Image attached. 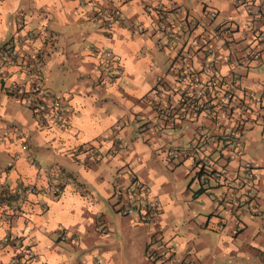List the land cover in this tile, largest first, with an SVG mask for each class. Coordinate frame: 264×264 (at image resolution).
Segmentation results:
<instances>
[{"label": "crops", "instance_id": "1", "mask_svg": "<svg viewBox=\"0 0 264 264\" xmlns=\"http://www.w3.org/2000/svg\"><path fill=\"white\" fill-rule=\"evenodd\" d=\"M227 1L222 10L217 0H0L1 50L21 44L42 70L46 46L62 40L42 83L66 98L72 114L70 129L47 125L0 85V121L12 125L4 134L9 162H0V185L49 180L63 187L56 195L26 193L15 213L0 208V236L17 237L0 247V264L15 255L18 241L34 246L39 257L33 264H155L145 256L153 235L168 241L177 259L189 251L191 264H264V165L248 156L245 136L256 127L264 131V5ZM111 5L122 19L108 35L89 15ZM27 37L31 42L23 44ZM102 49L121 58L116 78L105 71ZM213 66L237 79L235 89L187 102L193 82L186 72L205 81ZM255 68L261 76L251 72ZM5 69L7 84L29 80L18 65ZM246 91L257 99L249 110L241 108ZM11 99L28 111L8 107ZM191 142H197L194 158L184 156ZM84 143L97 146L99 155L73 151ZM116 145L122 148L114 152ZM49 154L55 165L42 169L37 159ZM243 161L258 171L254 198L236 185ZM175 163L192 166L184 173L189 183L178 190L157 172ZM131 172L161 203L150 223L118 212L114 187ZM229 203L237 211L229 212ZM61 231L78 234L79 241L73 245Z\"/></svg>", "mask_w": 264, "mask_h": 264}, {"label": "built area", "instance_id": "2", "mask_svg": "<svg viewBox=\"0 0 264 264\" xmlns=\"http://www.w3.org/2000/svg\"><path fill=\"white\" fill-rule=\"evenodd\" d=\"M259 3L264 5V0H259ZM120 8L116 5L107 7H96L92 9L89 17L100 24V28L108 35L113 34V26L116 23H120L122 17ZM159 20H165L166 15L163 11L157 13ZM32 37L23 39L25 42H31ZM98 54L103 57V63L105 71L112 74L114 78L122 73L121 58L115 54L111 49H102L98 51ZM40 61L37 57L30 56L26 52L25 48L21 44L18 46H10L4 49H0V85L2 90L7 94L18 98L23 101L35 111L38 115L40 122L47 125L53 124L57 128L62 130L70 129L72 114L69 110L68 101L66 98L57 96L54 93L49 92L43 88V73L39 65ZM20 66L22 70L28 76L26 82H10L5 83L4 79L8 76L9 72L5 71V67ZM192 84V88L186 91V100L189 103H193L197 98H206L211 96L214 91H222L225 95L229 94V91L235 89L237 79L234 76L231 79L225 78L218 72L216 66L210 68L209 77L205 81H195L194 74L186 72ZM111 79V77H110ZM162 78L159 79L161 81ZM108 83L107 80L101 81V84L105 86ZM257 102L252 92L246 91L243 95L241 108L249 110L251 105ZM237 132L242 129V119L238 117L236 119ZM22 149H27L25 140L22 141ZM113 151L117 152L121 149L119 145L113 147ZM197 149V142H191L188 148L185 150V157H195V150ZM79 150L82 152H92L95 156H98L97 146L91 143H84L73 151L79 154ZM72 155H75L73 153ZM203 164V163H199ZM240 165V171L243 178L238 181L236 185L244 187L245 197L254 198V189L256 180L258 179L257 168L251 161H243ZM209 171V169H206ZM219 177L221 171L213 170L211 172ZM238 178V177H237ZM52 179L54 177L52 176ZM62 185L56 181L47 180L44 184L40 185L37 182L24 183L22 181L17 182L18 193H32V194H59L62 191ZM113 196L117 200L119 205L118 212L123 216L135 215L140 221L150 223L154 221L161 212L160 201L151 193V187L147 182L142 181L137 177L134 172L129 174V181H120L113 191ZM229 200H226V203ZM230 204V203H229ZM235 205H229L227 207L229 212H235ZM101 231H105V227L102 226ZM62 238L67 239L70 243L75 245L79 241L78 234H67L64 231L60 232ZM17 237L11 235L0 236V247L12 243L15 244ZM18 250L15 255L7 264H33L38 254L36 253L32 244H23L20 241L17 242ZM146 258L155 264H191L190 252L187 251L184 255L177 259L176 250L168 241L164 240L161 235H153L147 243L145 250ZM95 264H101V261L97 259Z\"/></svg>", "mask_w": 264, "mask_h": 264}, {"label": "rangeland", "instance_id": "3", "mask_svg": "<svg viewBox=\"0 0 264 264\" xmlns=\"http://www.w3.org/2000/svg\"><path fill=\"white\" fill-rule=\"evenodd\" d=\"M219 7L222 10H226L227 8V4L229 3L227 0H217ZM52 43V44H51ZM63 44L62 40L59 39H54L53 42H49V44L46 46V51L43 52V56H42V63H41V67L42 70L44 71L45 69V65L47 64V62L53 60V52L55 50V48H58L59 46H61ZM251 72H255L257 73L259 76L260 73H262L259 68H255V69H251ZM54 84H58V81H54ZM54 94H56L57 96H61V94L58 91H50ZM15 99V98H14ZM27 104V103H25ZM28 105V104H27ZM23 106L19 103V101L17 100H10V102L8 103V107L13 108V106H15L17 108V110L19 112L22 113H26L28 111V106ZM4 120V118H3ZM8 119L5 118V121H0V124H2L0 126V156H2L4 159H0V162L3 163H8L9 159H8V155H7V151L5 149V139H4V134L6 133V128H10L12 127V125L8 126L7 124H11V122H7ZM19 127V125H17ZM19 129L21 130V128L19 127ZM245 136L247 138V145H248V156L252 159L254 164L257 163H261L264 165L263 161L260 160L261 158H264V131L260 128H253L251 131H246ZM33 143H36L35 140H33ZM42 159H37L38 161V165L41 166L42 169H48L50 168L53 164V162L51 160H53L54 156L52 154L48 155V158H50V160L44 159L45 157H41ZM56 159H58L57 157H55ZM192 166H188L186 164H176L173 165V168H167L165 166H161L158 167L157 172L161 173L164 177V179L166 181H168V183L171 185V187L173 189H182L184 188L190 181L191 176L188 177H184V173L185 171L191 170ZM204 197V195L202 196ZM193 205H195V207H203L205 209L208 208V204L206 202L201 203L200 201H194ZM120 214V213H119ZM135 216V215H132ZM146 256V255H145Z\"/></svg>", "mask_w": 264, "mask_h": 264}, {"label": "trees", "instance_id": "4", "mask_svg": "<svg viewBox=\"0 0 264 264\" xmlns=\"http://www.w3.org/2000/svg\"><path fill=\"white\" fill-rule=\"evenodd\" d=\"M75 156L73 155V158ZM26 193H18L17 187L8 188L4 184L0 185V208L4 211L6 208L11 212L19 211L20 203Z\"/></svg>", "mask_w": 264, "mask_h": 264}]
</instances>
